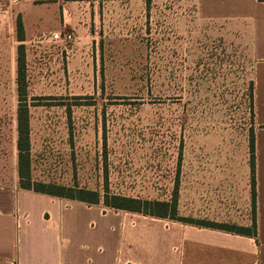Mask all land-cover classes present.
<instances>
[{
  "label": "rangeland",
  "instance_id": "374dc122",
  "mask_svg": "<svg viewBox=\"0 0 264 264\" xmlns=\"http://www.w3.org/2000/svg\"><path fill=\"white\" fill-rule=\"evenodd\" d=\"M90 1L93 44L68 69L52 67L53 46L40 56L16 42L32 180L96 191L100 202L83 206L108 212L106 187L109 196L165 200L185 146L210 135L236 147L249 140L251 61L233 26L205 16L199 0Z\"/></svg>",
  "mask_w": 264,
  "mask_h": 264
},
{
  "label": "crops",
  "instance_id": "0c3cea01",
  "mask_svg": "<svg viewBox=\"0 0 264 264\" xmlns=\"http://www.w3.org/2000/svg\"><path fill=\"white\" fill-rule=\"evenodd\" d=\"M199 2L205 16L233 26L251 61L255 207L249 140L236 147L217 135L185 146L169 197L153 201L168 202L175 192L177 218L247 229L255 223L256 236L87 208L82 202L22 189L17 17L24 35L19 42L36 45L40 56L48 51L43 44L53 46L52 67L68 69L74 57L92 46L98 13L90 0H0V264H264V1ZM57 32L73 35L67 52L48 40ZM30 120L29 113V125ZM29 139L31 144V126Z\"/></svg>",
  "mask_w": 264,
  "mask_h": 264
},
{
  "label": "trees",
  "instance_id": "16d2710c",
  "mask_svg": "<svg viewBox=\"0 0 264 264\" xmlns=\"http://www.w3.org/2000/svg\"><path fill=\"white\" fill-rule=\"evenodd\" d=\"M264 0H259L263 2ZM17 37L19 41H23V27L20 20L17 22ZM17 76L19 91L20 87L24 82V54L23 46L18 47V58H17ZM21 85V86H20ZM251 108L253 107V95L252 86L250 93ZM22 106H19L17 130H18V151H19V176H20V186L22 189L30 190L35 193L46 194L54 197L65 198L70 200H75L87 204H98L100 202V194L96 191H88L84 189H78L77 187L67 188L63 186H58L55 184H43L40 182H34L31 178L30 172V126H29V114L27 109L22 110ZM22 112V114L20 113ZM253 115V110H252ZM249 148H250V162L252 170V190H253V204L255 207L256 192H255V149H254V137L253 132L250 134L249 138ZM103 204L106 207L121 210L131 213H136L144 216H158L162 218H172L178 219L181 222H187L196 224L203 227H210L214 229H219L223 231L233 232L236 234L256 236L255 223L254 231L247 228H241L236 226L218 225L213 223H208L204 221H193L183 218L176 217V197L175 192H173L172 198L168 202H159L153 200H143L136 198H125L121 196L112 195L109 196L107 187L105 188V195L103 197Z\"/></svg>",
  "mask_w": 264,
  "mask_h": 264
},
{
  "label": "built area",
  "instance_id": "2783aa9c",
  "mask_svg": "<svg viewBox=\"0 0 264 264\" xmlns=\"http://www.w3.org/2000/svg\"><path fill=\"white\" fill-rule=\"evenodd\" d=\"M48 40L54 45L64 46V51L67 52L69 46L73 43L74 38L71 33H53L48 37Z\"/></svg>",
  "mask_w": 264,
  "mask_h": 264
}]
</instances>
